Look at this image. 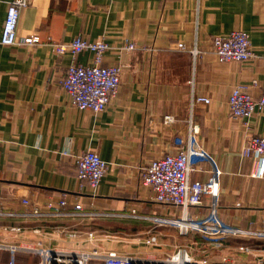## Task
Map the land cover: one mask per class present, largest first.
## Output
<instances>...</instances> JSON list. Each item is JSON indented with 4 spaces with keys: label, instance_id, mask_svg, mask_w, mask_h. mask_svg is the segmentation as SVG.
<instances>
[{
    "label": "crops",
    "instance_id": "crops-1",
    "mask_svg": "<svg viewBox=\"0 0 264 264\" xmlns=\"http://www.w3.org/2000/svg\"><path fill=\"white\" fill-rule=\"evenodd\" d=\"M10 1L0 0V244L25 246L44 239L65 246L47 235L61 233L66 240L71 226L77 227L72 217L3 213L29 210L21 201L25 196L43 209L49 200L67 197L96 211L134 210L148 216L168 211L141 185V173L153 159L183 144L182 121L192 92L210 99L195 111L197 142L210 158L196 164L192 177L207 180L217 168L220 218L264 231V173H258L255 157L244 154L252 134L264 135V109L244 119L232 116L228 105L237 85L255 97L262 93L264 0H33L21 9L17 34L19 40L35 35L39 41L3 45ZM234 29L249 33L256 56L220 62L212 39ZM76 36L107 41L112 48L104 64L123 66L118 93L99 113L73 107L62 87L73 56L57 55L51 43ZM181 42L185 50L179 49ZM129 43L135 49L124 47ZM91 59L89 51L76 56L83 63ZM166 115L177 121L166 122ZM86 150L109 162L95 189L77 175L76 158ZM208 202L205 198L194 210L206 213ZM244 238L251 253L235 247L234 256L242 261L264 257L259 240ZM0 251L7 252L3 263L9 264V250ZM23 251L16 253V264L24 259Z\"/></svg>",
    "mask_w": 264,
    "mask_h": 264
},
{
    "label": "built area",
    "instance_id": "built-area-1",
    "mask_svg": "<svg viewBox=\"0 0 264 264\" xmlns=\"http://www.w3.org/2000/svg\"><path fill=\"white\" fill-rule=\"evenodd\" d=\"M32 1L11 0L9 2L1 37L3 45H14L18 42L33 44L39 41L35 35H29L19 40L17 34L21 9L28 6ZM51 45L57 55L70 53L73 56V61L62 79V87L68 93L71 105L77 109L91 110L95 113L106 109L119 91L123 72L121 64H104L105 53L112 48L111 45L105 40L90 41L82 36H76L70 42H55ZM212 46L213 52L220 62L247 61L256 56L251 46L249 33L243 29H234L227 34L215 35L212 39ZM124 47L128 50L135 49V44L129 43ZM178 47L179 49H186L182 42L178 44ZM85 51L92 53L91 61L83 63L76 60V56ZM190 51L194 57L195 65L198 50L196 46H193ZM209 101L208 97L192 92L187 116L182 121L183 144L175 152L153 159L141 173V185L154 193L155 201L164 207L170 206L178 209L180 211L179 216L170 215V217L160 219H155L154 216L143 218L150 221L154 220L159 224L172 223L182 234L196 231L208 238L212 245L220 248L227 238L255 237L264 235V231L246 229L220 218L218 214L220 171L217 168L207 180L192 177L196 164L203 158H210L197 142L200 125L195 112L199 103H208ZM228 105L232 116L249 119L257 109H264V87L261 95L255 97L246 86L237 85L229 96ZM165 120L170 123L177 121V118L173 115H166ZM244 154L255 157L259 165L258 173L263 174L264 135L252 134L244 147ZM76 163L79 179L92 189L99 185L109 170V162L94 150H86L79 154ZM205 198L209 200L208 211L200 213L194 210L195 207L205 202ZM21 201L30 207L29 210L22 212L3 211V213L13 217L35 216L42 218L112 217L120 214L109 210H90L77 202L71 204L67 197L49 200L44 209L34 204L26 196L21 197ZM133 212L136 211L133 210ZM125 214L129 215V213ZM87 238L94 240L96 238L95 232H87ZM145 242L157 244L158 235L156 233L149 234ZM1 248L9 250V264H16V253L19 250L37 254L39 264H264V257L262 256H258L253 261L236 260L227 255L218 260H211L196 258L187 250L180 249L162 258L145 257L123 254L117 250H104L98 247L91 250L59 248L47 245L42 240H38L33 246L0 244ZM239 250L248 254L251 253L252 247L242 244L239 246Z\"/></svg>",
    "mask_w": 264,
    "mask_h": 264
},
{
    "label": "rangeland",
    "instance_id": "rangeland-1",
    "mask_svg": "<svg viewBox=\"0 0 264 264\" xmlns=\"http://www.w3.org/2000/svg\"><path fill=\"white\" fill-rule=\"evenodd\" d=\"M168 211L156 212L149 214L154 216L155 219L163 217L179 216L180 211L170 206L166 207ZM159 210V208H157ZM120 213L117 216H93V217H75L71 218V236L67 235L66 240H62V234L53 233L49 234L48 239L54 241L66 242L65 246H59L51 244L45 241L47 245L59 247V248H74L81 250H91L94 247H98L104 250H117L123 254H132L139 256H156L159 258L166 257L170 254L177 252L178 250H187L191 255L196 258H208L218 260L222 256L227 255L236 260L238 257L234 256L236 252L235 247H238L245 242L246 238H227L225 239L223 246L220 248L215 247L208 241V238L204 237L196 231H191L187 234H182L177 227H174L172 223L159 224L154 220L145 219L143 217L148 216L144 212H131L116 211ZM145 219V220H144ZM148 221V222H147ZM58 226V224L56 225ZM55 230H58L55 227ZM156 233L158 235L157 244H147L145 241L149 234ZM87 232H95L96 238L90 240L87 238ZM35 239V238H33ZM250 241H257L264 245V235H257L255 237L248 238ZM39 239L34 240L32 244L35 245ZM227 240V241H226ZM230 245V247H228ZM21 252V251H20ZM19 252V253H20ZM22 255L24 259L18 261V264H39V256L34 253L28 254L23 251ZM239 253V252H238ZM233 254V255H232ZM237 255V254H236ZM7 259V252L0 251V263L4 264Z\"/></svg>",
    "mask_w": 264,
    "mask_h": 264
}]
</instances>
